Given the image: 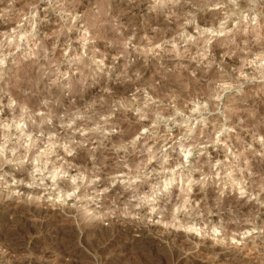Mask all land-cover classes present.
I'll return each instance as SVG.
<instances>
[{"label":"rangeland","instance_id":"rangeland-1","mask_svg":"<svg viewBox=\"0 0 264 264\" xmlns=\"http://www.w3.org/2000/svg\"><path fill=\"white\" fill-rule=\"evenodd\" d=\"M0 264H264V0H0Z\"/></svg>","mask_w":264,"mask_h":264},{"label":"bare ground","instance_id":"bare-ground-1","mask_svg":"<svg viewBox=\"0 0 264 264\" xmlns=\"http://www.w3.org/2000/svg\"><path fill=\"white\" fill-rule=\"evenodd\" d=\"M50 210V209H49Z\"/></svg>","mask_w":264,"mask_h":264}]
</instances>
